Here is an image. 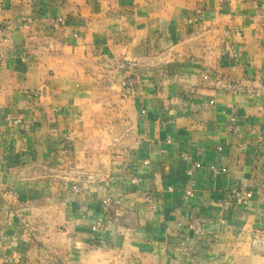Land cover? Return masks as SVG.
Listing matches in <instances>:
<instances>
[{
    "label": "crops",
    "instance_id": "obj_1",
    "mask_svg": "<svg viewBox=\"0 0 264 264\" xmlns=\"http://www.w3.org/2000/svg\"><path fill=\"white\" fill-rule=\"evenodd\" d=\"M0 4V264H264V0Z\"/></svg>",
    "mask_w": 264,
    "mask_h": 264
},
{
    "label": "built area",
    "instance_id": "obj_2",
    "mask_svg": "<svg viewBox=\"0 0 264 264\" xmlns=\"http://www.w3.org/2000/svg\"><path fill=\"white\" fill-rule=\"evenodd\" d=\"M1 6V4H0ZM33 23L32 16H24L23 17V24L24 27L29 28L31 24ZM63 21L61 19H58L55 21V25L62 24ZM237 54H234V57L237 58ZM115 66L123 72V81H122V91L124 96H132L138 91V87L136 86V82L131 74V69L133 67V63L126 60H120L116 62ZM210 74H206L205 76L208 77ZM20 122V120H18ZM230 130L233 132H239V128L237 126H230ZM73 136L72 132H69L66 135V139H71ZM186 157V156H185ZM195 167V166H194ZM226 169L223 167H216L215 171L217 173L224 172ZM79 188L77 186H74V190H78ZM228 201L230 203H236V204H242L247 201V197L245 192L240 188H233L230 192ZM106 203L109 204L108 199L106 200ZM189 228L193 231H201L203 228V225L198 220H193L189 224Z\"/></svg>",
    "mask_w": 264,
    "mask_h": 264
},
{
    "label": "rangeland",
    "instance_id": "obj_3",
    "mask_svg": "<svg viewBox=\"0 0 264 264\" xmlns=\"http://www.w3.org/2000/svg\"><path fill=\"white\" fill-rule=\"evenodd\" d=\"M110 69L111 70H113V71H119V69L116 67V66H112V67H110ZM121 71V70H120ZM122 82V81H121ZM122 85V84H121ZM121 88H122V86H121ZM121 93H122V90H121Z\"/></svg>",
    "mask_w": 264,
    "mask_h": 264
}]
</instances>
